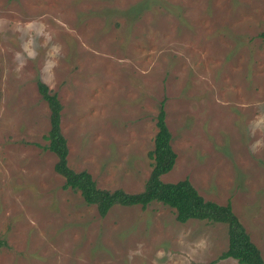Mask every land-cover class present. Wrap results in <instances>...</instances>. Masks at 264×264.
Segmentation results:
<instances>
[{"label":"rangeland","instance_id":"1","mask_svg":"<svg viewBox=\"0 0 264 264\" xmlns=\"http://www.w3.org/2000/svg\"><path fill=\"white\" fill-rule=\"evenodd\" d=\"M264 0H0V264H238L227 227L157 202L100 217L43 147L61 104L67 165L141 192L156 117L161 180L229 204L264 261Z\"/></svg>","mask_w":264,"mask_h":264},{"label":"trees","instance_id":"2","mask_svg":"<svg viewBox=\"0 0 264 264\" xmlns=\"http://www.w3.org/2000/svg\"><path fill=\"white\" fill-rule=\"evenodd\" d=\"M37 88L49 110V130L44 136L47 144L43 149L56 157L54 171L64 178L63 188L78 192L87 205L96 208L100 217H105L114 206H139L145 209L152 202H157L171 208L179 223L199 220L225 224L228 246L219 260L231 258L238 264H264L259 249L253 244L229 204L220 205L205 200L187 179L176 183L161 180V176L173 168L176 160L170 144L171 134L165 122L164 101L160 103L156 117L157 131L153 149L148 152L152 168L150 175L141 192L128 193L122 189H100L88 172H75L67 165V142L60 129L61 104L46 84L38 81Z\"/></svg>","mask_w":264,"mask_h":264}]
</instances>
